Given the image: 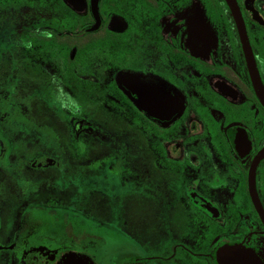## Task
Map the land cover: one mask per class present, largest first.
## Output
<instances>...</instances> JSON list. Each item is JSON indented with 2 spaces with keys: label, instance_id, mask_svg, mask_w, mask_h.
Instances as JSON below:
<instances>
[{
  "label": "flooded vegetation",
  "instance_id": "af4514ba",
  "mask_svg": "<svg viewBox=\"0 0 264 264\" xmlns=\"http://www.w3.org/2000/svg\"><path fill=\"white\" fill-rule=\"evenodd\" d=\"M264 264V0H0V264Z\"/></svg>",
  "mask_w": 264,
  "mask_h": 264
},
{
  "label": "water",
  "instance_id": "95a60500",
  "mask_svg": "<svg viewBox=\"0 0 264 264\" xmlns=\"http://www.w3.org/2000/svg\"><path fill=\"white\" fill-rule=\"evenodd\" d=\"M218 256L219 264H259L254 254L236 247L225 248Z\"/></svg>",
  "mask_w": 264,
  "mask_h": 264
}]
</instances>
